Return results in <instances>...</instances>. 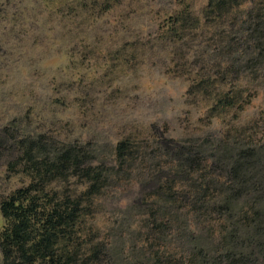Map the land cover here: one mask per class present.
<instances>
[{"label": "rangeland", "instance_id": "obj_1", "mask_svg": "<svg viewBox=\"0 0 264 264\" xmlns=\"http://www.w3.org/2000/svg\"><path fill=\"white\" fill-rule=\"evenodd\" d=\"M209 3L0 0V203L99 170L45 185L72 264H264V0Z\"/></svg>", "mask_w": 264, "mask_h": 264}, {"label": "trees", "instance_id": "obj_2", "mask_svg": "<svg viewBox=\"0 0 264 264\" xmlns=\"http://www.w3.org/2000/svg\"><path fill=\"white\" fill-rule=\"evenodd\" d=\"M226 2L210 0L207 11L220 10ZM221 102L219 100L217 106ZM231 104L233 97L227 96L226 105ZM71 159L69 151L57 161L27 157L29 165L25 171L32 176V183L15 190L0 203V212L5 220L0 233L3 264H72L74 258L65 255L59 243L73 238L79 219V204L70 198L60 200L48 195L44 192L45 185L72 167L74 173L92 181L90 190L93 191L100 171L81 168L79 162Z\"/></svg>", "mask_w": 264, "mask_h": 264}]
</instances>
